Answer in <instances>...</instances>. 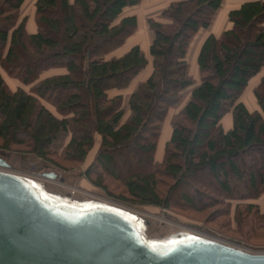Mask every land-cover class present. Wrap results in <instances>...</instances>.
I'll list each match as a JSON object with an SVG mask.
<instances>
[{
  "label": "trees",
  "instance_id": "obj_1",
  "mask_svg": "<svg viewBox=\"0 0 264 264\" xmlns=\"http://www.w3.org/2000/svg\"><path fill=\"white\" fill-rule=\"evenodd\" d=\"M27 2L0 0V151L64 172L81 169L95 151L85 166L89 182L116 198L107 182L117 181L140 203L166 208L182 203L207 210L264 193V167L257 173L251 167L264 162V77L255 90L261 111L241 102L264 68V1L230 11V29L204 41L198 85L189 74L190 47L210 29L223 0L172 2L161 21L147 19L153 32L148 55L139 45L120 54L139 28L137 16L126 12L143 0H36L34 32L22 17ZM149 67L148 79L132 90ZM3 72L30 89L12 90ZM189 89L158 160L165 124ZM228 114L232 127L225 130ZM120 149L145 156L147 172L118 175L113 165ZM205 172L215 187L198 179ZM188 185L193 199L174 202Z\"/></svg>",
  "mask_w": 264,
  "mask_h": 264
},
{
  "label": "water",
  "instance_id": "obj_2",
  "mask_svg": "<svg viewBox=\"0 0 264 264\" xmlns=\"http://www.w3.org/2000/svg\"><path fill=\"white\" fill-rule=\"evenodd\" d=\"M0 158V264H264V255L180 231L150 238L144 215L50 192Z\"/></svg>",
  "mask_w": 264,
  "mask_h": 264
},
{
  "label": "rangeland",
  "instance_id": "obj_3",
  "mask_svg": "<svg viewBox=\"0 0 264 264\" xmlns=\"http://www.w3.org/2000/svg\"><path fill=\"white\" fill-rule=\"evenodd\" d=\"M35 2L36 0H28L22 11L23 19L26 18L28 21L27 24L29 32L35 31L33 22ZM137 8L126 12V15L137 16L139 28L135 36L129 41L128 46H126L120 52V54L126 53L130 47L134 45H139L148 55L149 47L153 41V32L149 29L147 19L155 18L160 21L162 20V12L158 13L159 15L157 17H147L146 12ZM217 21L219 29L221 27L222 19L218 18ZM211 27H213V24ZM211 27L208 30L201 31L193 40L188 55L189 74L193 76L197 85L200 84V72H198L199 66L197 64V52L199 50L198 47L202 40H204L207 36L209 37L213 35L210 33L212 31ZM150 74L151 67L139 75L132 85V90L137 87V84L141 83L142 81H146ZM3 75L5 81L12 90L15 91L18 88H25L26 90L30 89V86H25L21 80L10 77L4 72ZM256 88L254 87L253 82L248 92H246L247 90L245 91L246 94L244 95L243 100L246 103V107H254V102H257L255 97ZM192 90L193 89H189L184 95L180 106L173 109L174 115H176V113L181 110L183 105H185L189 95H191ZM129 95L130 93L126 94V99L129 97ZM257 110L261 111L258 102ZM227 118L228 117L226 115L224 121H227ZM94 154L95 151H93V154H91L86 163L82 165L81 169L79 168L78 170L72 172H64L62 170L56 169L55 167L40 162L31 156L20 157V159H17L15 156H9L7 153L0 151V158L7 160L11 164L12 170L14 172L29 175L34 178L41 176L44 173L55 171V173L58 175L55 180L42 179V182L46 185L50 192L76 199L99 198L114 202L123 207L136 211L141 215H144L149 223L148 235L150 238H162L180 231H186L204 235L209 238L236 245L249 251H254L264 255V223L261 225L260 221V217L264 215V193L258 194L259 196L257 199H251L250 201L246 202H241L235 199H227L225 202H221L219 205H215L207 210L192 206H184L182 203H171V207L166 208L164 206H157L154 204L140 203L139 200L131 198V196L125 192L123 185L117 181H109L107 182L109 183V190L116 195V198H111L109 197L110 195H108L103 189L99 188L94 183L89 182L84 177L86 169L85 166H87V164L92 161ZM260 155V157L263 156V154ZM157 159L161 160V156H159V154L157 155ZM260 166L263 168L264 162L259 164L255 161V164H252L251 167L253 170H255V173H257L260 171L258 169ZM113 168L118 170L117 174L123 178L139 170L147 172L145 156L133 155L121 149L119 152L116 151L114 153ZM114 169H111L110 171L112 172ZM198 179L210 184L211 186H216L214 184L215 182L213 181V178L210 175V172H205L204 174L199 175ZM169 183L172 182L170 181ZM160 190V195L164 197V194L167 192V188L163 185L160 187ZM184 197H191L193 199L191 185L190 187L189 185L183 187L179 193H177L175 197L177 200H174V202ZM118 199H126V202L122 203ZM196 202H198V200H196ZM241 203V210L244 212V214L243 217H241V220L238 222L235 220V217L237 215V207H239V204ZM244 204L255 205L258 207L247 209Z\"/></svg>",
  "mask_w": 264,
  "mask_h": 264
},
{
  "label": "crops",
  "instance_id": "obj_4",
  "mask_svg": "<svg viewBox=\"0 0 264 264\" xmlns=\"http://www.w3.org/2000/svg\"><path fill=\"white\" fill-rule=\"evenodd\" d=\"M183 1H187V0H143L142 4L137 9H141L142 11L146 12V16L147 17H157L159 15L158 13L162 12L170 3H172V2H183ZM254 1H264V0H223V5H222L221 9L217 12V14L215 16V19L213 21V27H211L212 31L210 33L219 38L223 34V32L229 30L230 27H231V24H230L229 18H228L229 12L232 11V10H236V9L240 8L245 3L254 2ZM218 18L222 19L221 27L219 29H218L219 25H217L218 24L217 23L218 22L217 21ZM207 38H208V36L205 39L203 38L204 40L201 41V43L199 44L198 49H200V47L202 46V44L204 43V41ZM127 46H128V44H127ZM198 72H199V68H198ZM263 77H264V68H263L262 72L250 82V85H249V87H248L246 92H248V90L251 88V84H253V82H254V87L256 88L260 84V82H261ZM245 94L246 93H244V95ZM244 95L241 98V102L246 104L244 102V100H243ZM189 100H190V95H189L188 100L186 101L185 105L188 103ZM185 105H183V107ZM247 108L250 111H256L257 110V102L256 101L254 102V107H247ZM173 111L174 110L171 111L170 118L167 120V122L165 124L164 130H163V135H162V138H161V141H160V144H159L158 154L161 157H162V154H163V150H164L165 144H166V142L169 140V138L171 136L170 119L172 118V116H174ZM227 117H228L227 121H224L226 116L223 119V127L225 128V130H229L232 127L231 115L228 114Z\"/></svg>",
  "mask_w": 264,
  "mask_h": 264
},
{
  "label": "bare ground",
  "instance_id": "obj_5",
  "mask_svg": "<svg viewBox=\"0 0 264 264\" xmlns=\"http://www.w3.org/2000/svg\"><path fill=\"white\" fill-rule=\"evenodd\" d=\"M259 254V253H258Z\"/></svg>",
  "mask_w": 264,
  "mask_h": 264
}]
</instances>
